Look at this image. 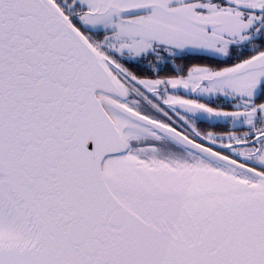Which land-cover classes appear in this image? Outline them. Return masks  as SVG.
<instances>
[{"label": "snow or ice", "instance_id": "1", "mask_svg": "<svg viewBox=\"0 0 264 264\" xmlns=\"http://www.w3.org/2000/svg\"><path fill=\"white\" fill-rule=\"evenodd\" d=\"M0 264H264V0H0Z\"/></svg>", "mask_w": 264, "mask_h": 264}, {"label": "flooded vegetation", "instance_id": "2", "mask_svg": "<svg viewBox=\"0 0 264 264\" xmlns=\"http://www.w3.org/2000/svg\"><path fill=\"white\" fill-rule=\"evenodd\" d=\"M174 63L178 69H183L185 72L192 65H211L213 67L224 66L223 64L218 63V59H213V58H210L208 56H205L202 54H195V53L185 54L182 58L177 59ZM161 73L163 74V76H173V75L177 74V73L173 72L171 64L165 66L164 71ZM192 98H195V97H192ZM200 102L209 103V99L207 97H205V98H202ZM210 106L220 107L225 111H231L232 110L229 102L224 100L223 98L212 97L211 102H210ZM198 127L203 131H214L218 134H224L228 131H233V130L240 133V132L246 130V129H242V128L233 129V126L231 123H223V122H221L215 126H212L209 122H200L198 124Z\"/></svg>", "mask_w": 264, "mask_h": 264}, {"label": "trees", "instance_id": "3", "mask_svg": "<svg viewBox=\"0 0 264 264\" xmlns=\"http://www.w3.org/2000/svg\"><path fill=\"white\" fill-rule=\"evenodd\" d=\"M132 70L137 72L138 74H143L144 75V71L142 69L141 70L140 69L137 70L136 67H133Z\"/></svg>", "mask_w": 264, "mask_h": 264}, {"label": "rangeland", "instance_id": "4", "mask_svg": "<svg viewBox=\"0 0 264 264\" xmlns=\"http://www.w3.org/2000/svg\"><path fill=\"white\" fill-rule=\"evenodd\" d=\"M138 69H140V68H137V70H138ZM140 70H141V69H140ZM144 75H145V76H151V75H153V74H152V73H149V72H146V71H144ZM160 75H161V76H163V74H162V73H160Z\"/></svg>", "mask_w": 264, "mask_h": 264}]
</instances>
